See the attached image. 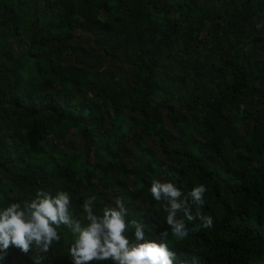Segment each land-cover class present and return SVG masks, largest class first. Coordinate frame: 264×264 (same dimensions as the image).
<instances>
[{
    "label": "trees",
    "instance_id": "16d2710c",
    "mask_svg": "<svg viewBox=\"0 0 264 264\" xmlns=\"http://www.w3.org/2000/svg\"><path fill=\"white\" fill-rule=\"evenodd\" d=\"M154 179L213 226L178 212L173 238ZM39 190L82 227L91 196L101 217L122 198L130 246L166 242L172 264H264V0H0V209ZM57 231L41 264H74Z\"/></svg>",
    "mask_w": 264,
    "mask_h": 264
},
{
    "label": "clouds",
    "instance_id": "9594fccd",
    "mask_svg": "<svg viewBox=\"0 0 264 264\" xmlns=\"http://www.w3.org/2000/svg\"><path fill=\"white\" fill-rule=\"evenodd\" d=\"M205 185L195 186L191 198L198 204L205 203ZM152 198L167 201L164 210L167 212L166 223L171 227V235L176 240H183L189 232L183 218L177 219V213L183 212L188 221L198 218L200 228L213 226L212 216L193 217L186 208V201L180 199L182 191L171 182H161L154 179L149 189ZM97 199L91 196L83 203V212L90 223L82 227L80 221L74 220L69 211L70 197L66 192H58L55 196L44 190L36 193V198L20 203H11L0 209V259L8 255L10 248L18 249L23 254L36 250L37 255H31L33 264H41L43 257L39 253L47 254L54 242L61 240L58 233L62 225L71 230L74 242L68 249L74 264H88L91 261L111 260L114 264H172L175 253L169 251L166 242L157 243L147 241L136 245L129 244L123 235L125 224V208L122 198L117 197L115 207H105L103 215L93 214L92 204ZM135 238L144 239V233L139 224L135 225ZM162 237L169 233L164 231ZM34 246V247H33Z\"/></svg>",
    "mask_w": 264,
    "mask_h": 264
},
{
    "label": "rangeland",
    "instance_id": "374dc122",
    "mask_svg": "<svg viewBox=\"0 0 264 264\" xmlns=\"http://www.w3.org/2000/svg\"><path fill=\"white\" fill-rule=\"evenodd\" d=\"M73 133V132H72ZM71 133V134H72ZM72 137H68L67 138V140L65 141V142H60V141H57V140H54V139H50V141H49V143L51 144V145H56L57 147H60V146H62V145H65V146H67L66 145V143L69 141V139H71Z\"/></svg>",
    "mask_w": 264,
    "mask_h": 264
}]
</instances>
